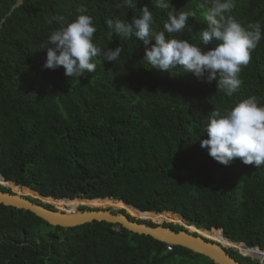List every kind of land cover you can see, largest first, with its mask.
I'll return each mask as SVG.
<instances>
[{"label": "trees", "instance_id": "obj_1", "mask_svg": "<svg viewBox=\"0 0 264 264\" xmlns=\"http://www.w3.org/2000/svg\"><path fill=\"white\" fill-rule=\"evenodd\" d=\"M17 1L0 0L2 184L67 205L122 202L142 213L223 233L248 249H264V165L255 168L236 158L224 166L200 144L212 110L223 111L251 96L264 105V0H235L232 15L245 28L259 22L262 39L231 97L217 90L215 81L198 79L179 66L172 73L151 67L138 39L110 38L106 18L131 21L134 15L123 0H23L1 27ZM202 2L170 0L168 10L195 12L188 22L191 30L173 37L207 51L213 45L198 35L206 27L208 5L201 7ZM145 5L153 11L156 30H162L167 10L137 0L135 14ZM81 8L97 28L94 44L111 49L121 44L120 58H97L96 70L81 78L66 77L63 67L42 68L46 50L39 47L51 31L75 20ZM53 17L63 21L50 25ZM9 187L0 184L3 192H12ZM27 198L55 210L39 198ZM164 227L185 230L175 223ZM167 247L107 222L54 227L31 212L0 204V264H167L178 257L215 264L185 248L168 252ZM227 253L241 264H259L237 250Z\"/></svg>", "mask_w": 264, "mask_h": 264}, {"label": "clouds", "instance_id": "obj_2", "mask_svg": "<svg viewBox=\"0 0 264 264\" xmlns=\"http://www.w3.org/2000/svg\"><path fill=\"white\" fill-rule=\"evenodd\" d=\"M150 3L156 9L167 10L162 30H156L153 11L147 5L139 8L136 15L137 0H123L126 8L134 10V15L131 21L106 18L109 37L142 41L143 60L158 70L172 73L170 70L179 66L198 79L215 81L217 90L229 97L238 92L242 84L239 73L250 63L252 51L262 39L261 24L242 26L232 15L235 0H203L200 6L208 5L204 17L206 27L198 35L205 45H213L204 51L188 39L173 37V34L191 30L188 22L189 18L195 19V12L168 10L170 0H150ZM78 11L75 20L51 31L47 41L39 47L46 50L42 68L63 67L64 75L69 78H81L86 72H94L97 58L115 62L124 50L121 44L115 49L94 44L97 28L93 18L86 14V9ZM57 19L63 21V17H53L48 23L51 25ZM204 135L207 138L200 141L201 147L220 164L228 166L239 158L243 164L255 168L264 165V105L259 104L258 97H248L223 111L212 110L203 126L201 136Z\"/></svg>", "mask_w": 264, "mask_h": 264}, {"label": "water", "instance_id": "obj_3", "mask_svg": "<svg viewBox=\"0 0 264 264\" xmlns=\"http://www.w3.org/2000/svg\"><path fill=\"white\" fill-rule=\"evenodd\" d=\"M22 2L23 0H18L16 2L6 17L3 18L1 27L4 25L7 19L12 16L13 12L21 6ZM0 179L6 182L1 177ZM0 184L8 189L10 188L8 185L2 184L1 181ZM19 188L22 187L19 186ZM11 191L12 192H3L0 190V204L6 207H12L15 209L31 212L54 227L71 229L86 224H92L94 222H107L120 226L131 233L149 236L167 245L185 248L192 251L193 253L207 257L215 264H241L227 253L228 249L226 247L201 236L199 233L192 232L187 228H185V230L176 232L169 227H164V224L157 225L153 223L155 226H150L146 223L139 222L140 219L131 216L125 209H122L125 211V214L121 213V210L116 211L109 208H92L90 211L77 210L72 213L66 211L62 212L57 209L53 210L46 208L45 206L38 205L32 200L28 199L27 195L15 193L12 189ZM133 209L137 210L135 208ZM137 211L141 214H147L142 213L139 210ZM130 217L135 220L130 219ZM193 228L197 231H201L195 227ZM246 249L252 250L248 248Z\"/></svg>", "mask_w": 264, "mask_h": 264}, {"label": "bare ground", "instance_id": "obj_4", "mask_svg": "<svg viewBox=\"0 0 264 264\" xmlns=\"http://www.w3.org/2000/svg\"><path fill=\"white\" fill-rule=\"evenodd\" d=\"M0 181L1 182H3L1 179H0ZM5 185H10V184H7V183H5ZM13 186V191L15 192V193H17V192H19L18 190H22V188H20V189H16L15 187L16 186H14V185H12ZM11 186V187H12ZM19 188V187H18ZM27 192H29V191H27ZM18 194H20V193H18ZM43 200H44V198H43ZM46 200V199H45ZM50 199H48V201H49ZM52 200V199H51ZM55 202H58V203H61V204H64V202L63 201H58V200H54ZM76 203H79V202H76ZM94 203H97L98 205H96V206H100V207H104V206H108V207H112V208H114V209H126V210H128L129 212H135V214L136 215H145V214H141V213H139L137 210L135 211L133 208H131V207H126L122 202H115V201H113V202H100V200H96V201H94ZM75 208H77V206H74V207H72L71 208V210H65L66 212H69V213H72V212H75V211H77V210H75ZM92 208H97V207H92ZM133 214V213H132ZM149 216H152L154 219H156V220H161V219H168V218H165V217H163L162 215H152V214H148ZM138 219H140V218H138ZM173 222H175V223H178L177 225H182V226H184L185 228H187L188 230H191L192 232H196V233H199L201 236H203V237H206V238H209L210 240H212V241H214V242H217V243H219V244H221L222 246H224V247H226V248H230V247H232V248H237V249H239L241 252H242V254H245V255H249V254H254V251H252V250H247L245 247H244V245H242V244H234V243H232V242H230V240H228V239H226V238H224L222 235H214V234H212L211 232H208V231H204V230H201V231H197L196 229H194L193 228V226H188L187 224H185V223H183V222H180V221H175V220H173Z\"/></svg>", "mask_w": 264, "mask_h": 264}, {"label": "rangeland", "instance_id": "obj_5", "mask_svg": "<svg viewBox=\"0 0 264 264\" xmlns=\"http://www.w3.org/2000/svg\"><path fill=\"white\" fill-rule=\"evenodd\" d=\"M5 184V183H4ZM8 184V183H7ZM8 186H12V185H8ZM12 188H13V186H12ZM17 190L18 189H20V188H18V187H15ZM19 192H17V193H20V194H24V195H29V196H33L34 198H39V199H41V201H43L44 203H46V204H49V205H51L52 204V206L53 205H55V206H64L67 210H71V208L72 207H74V206H77V208H75V210H79V211H81L80 210V208L81 207H83V206H88V207H90V208H92V207H97V208H109V209H112V210H116V211H120V210H122V209H114V208H112V207H108V206H104V207H100V206H96V205H98L97 203H94V201H92V202H79V203H74V204H71V205H67V204H61V203H58V202H55L53 199L51 200H49L48 201V199H46L45 200V198H44V200H43V198H41V197H39L38 195H34V194H32V193H30V192H27L26 190H24V189H22V190H18ZM100 202H102V201H100ZM55 206H53L55 209H57ZM58 210V209H57ZM126 210V209H125ZM62 212H63V210H61ZM131 216H133V217H135V218H140V220H144V221H149V222H151V223H153L154 222V224H157V225H162V224H174L175 222H173V220L174 219H172V218H168V219H161V220H156V219H154L152 216H149L148 214H145L144 216L143 215H136L135 214V212H129L128 210H126ZM136 211V210H135ZM133 213V214H132ZM151 220V221H150ZM176 224H178V223H175V225ZM181 225V224H180ZM182 227H184V226H182ZM185 228V227H184ZM209 232V231H208ZM209 239V238H208ZM227 249H233V250H237V251H239V253L241 254V251L239 250V249H237V248H232V247H230V248H227ZM242 255V254H241ZM245 255V254H244ZM167 264H202L201 263V261H199V260H193V261H189L188 259H186V260H183V258H180V257H178V258H176L175 260H172L171 262H169V263H167Z\"/></svg>", "mask_w": 264, "mask_h": 264}, {"label": "built area", "instance_id": "obj_6", "mask_svg": "<svg viewBox=\"0 0 264 264\" xmlns=\"http://www.w3.org/2000/svg\"><path fill=\"white\" fill-rule=\"evenodd\" d=\"M173 247H174L173 245H168L167 251L172 252ZM252 251H254V254H249V255L243 254V256L250 257L253 260L258 261L259 264H264V249L254 248V249H252Z\"/></svg>", "mask_w": 264, "mask_h": 264}]
</instances>
